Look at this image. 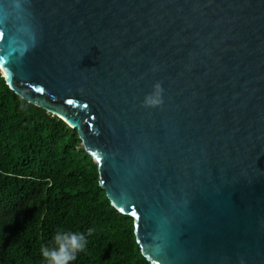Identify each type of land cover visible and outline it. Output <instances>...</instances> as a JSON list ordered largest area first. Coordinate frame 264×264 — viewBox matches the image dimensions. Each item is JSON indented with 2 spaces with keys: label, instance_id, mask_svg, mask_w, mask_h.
<instances>
[{
  "label": "water",
  "instance_id": "95a60500",
  "mask_svg": "<svg viewBox=\"0 0 264 264\" xmlns=\"http://www.w3.org/2000/svg\"><path fill=\"white\" fill-rule=\"evenodd\" d=\"M0 70L151 264H264V0H0Z\"/></svg>",
  "mask_w": 264,
  "mask_h": 264
},
{
  "label": "trees",
  "instance_id": "16d2710c",
  "mask_svg": "<svg viewBox=\"0 0 264 264\" xmlns=\"http://www.w3.org/2000/svg\"><path fill=\"white\" fill-rule=\"evenodd\" d=\"M60 230L86 235L72 264H151L76 128L15 93L0 70V264H45Z\"/></svg>",
  "mask_w": 264,
  "mask_h": 264
},
{
  "label": "clouds",
  "instance_id": "9594fccd",
  "mask_svg": "<svg viewBox=\"0 0 264 264\" xmlns=\"http://www.w3.org/2000/svg\"><path fill=\"white\" fill-rule=\"evenodd\" d=\"M154 88L159 93L162 91L161 85L157 83ZM152 104L161 103L159 99L151 100ZM93 229H88V235H91ZM88 241L84 233L78 231H57L53 237L52 246L42 249V256L45 264H72L77 255L84 251Z\"/></svg>",
  "mask_w": 264,
  "mask_h": 264
},
{
  "label": "snow or ice",
  "instance_id": "6c2138e0",
  "mask_svg": "<svg viewBox=\"0 0 264 264\" xmlns=\"http://www.w3.org/2000/svg\"><path fill=\"white\" fill-rule=\"evenodd\" d=\"M135 213H133V215H134Z\"/></svg>",
  "mask_w": 264,
  "mask_h": 264
}]
</instances>
